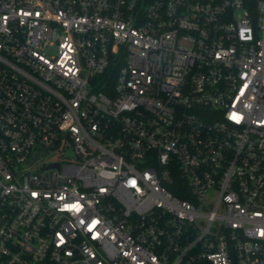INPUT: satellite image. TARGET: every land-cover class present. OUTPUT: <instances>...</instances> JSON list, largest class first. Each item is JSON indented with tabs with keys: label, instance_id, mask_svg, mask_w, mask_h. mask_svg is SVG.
Returning <instances> with one entry per match:
<instances>
[{
	"label": "built area",
	"instance_id": "2783aa9c",
	"mask_svg": "<svg viewBox=\"0 0 264 264\" xmlns=\"http://www.w3.org/2000/svg\"><path fill=\"white\" fill-rule=\"evenodd\" d=\"M0 264H264V0H0Z\"/></svg>",
	"mask_w": 264,
	"mask_h": 264
},
{
	"label": "rangeland",
	"instance_id": "374dc122",
	"mask_svg": "<svg viewBox=\"0 0 264 264\" xmlns=\"http://www.w3.org/2000/svg\"><path fill=\"white\" fill-rule=\"evenodd\" d=\"M69 156H70L69 154H66V157H69ZM47 158H48L47 155L44 154L42 156H38L36 160H45Z\"/></svg>",
	"mask_w": 264,
	"mask_h": 264
}]
</instances>
